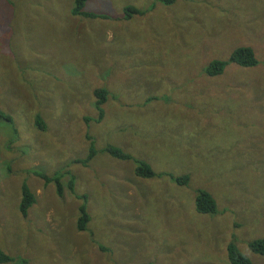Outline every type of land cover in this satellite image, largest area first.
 Listing matches in <instances>:
<instances>
[{
  "label": "rangeland",
  "instance_id": "374dc122",
  "mask_svg": "<svg viewBox=\"0 0 264 264\" xmlns=\"http://www.w3.org/2000/svg\"><path fill=\"white\" fill-rule=\"evenodd\" d=\"M73 6L0 0V264H229V242L264 264V0ZM239 46L256 65L206 74Z\"/></svg>",
  "mask_w": 264,
  "mask_h": 264
},
{
  "label": "trees",
  "instance_id": "16d2710c",
  "mask_svg": "<svg viewBox=\"0 0 264 264\" xmlns=\"http://www.w3.org/2000/svg\"><path fill=\"white\" fill-rule=\"evenodd\" d=\"M87 0H74V6L72 8V14L73 15H90L89 12H86L84 10V6ZM124 14L126 18L131 16L133 13H139L134 6L129 5L123 8ZM233 62L240 66L244 67H252L256 65L257 58L255 54L253 53L252 48L249 46H239L232 50V52L229 55V58L226 60H214L212 62H209L206 65V74L209 76L217 75L223 71V69L227 66L228 63ZM105 91L101 89H96L94 91V95L96 96V104L99 107L104 100H105ZM0 119L10 120V116L3 114L0 111ZM36 122L41 126L39 119L36 118ZM105 150L112 155L113 157L119 158V159H129L130 156L128 153L121 151L119 148L114 146H107ZM94 154V151L90 149V153L88 155V159H90ZM135 174L142 177H151L154 176V172L152 169L145 163L140 162L135 165L134 169ZM174 178V177H173ZM47 180H53L57 187V193H61L62 188L59 182L58 177H55L53 179H47ZM174 180H176L179 183H186L188 180V176L184 174L182 177H175ZM34 201V197H32L31 193L28 191V189L23 186L22 188V199L20 202V209L22 214H26L28 207L32 204ZM195 208L197 212L200 213H215L216 212V202L212 194L204 189H199L198 193L195 195ZM80 216L77 222V226L79 229H83L85 227V223L88 220V217L85 213V208L83 205L79 208ZM248 247L259 254H264V238L253 240L248 242ZM227 258L229 264H250V260L245 257L243 254H241L237 248L234 246L233 242H229L227 244ZM0 259H7L6 256H3L0 254Z\"/></svg>",
  "mask_w": 264,
  "mask_h": 264
},
{
  "label": "crops",
  "instance_id": "0c3cea01",
  "mask_svg": "<svg viewBox=\"0 0 264 264\" xmlns=\"http://www.w3.org/2000/svg\"><path fill=\"white\" fill-rule=\"evenodd\" d=\"M187 175V174H186ZM188 176V175H187ZM208 191V190H207ZM208 192H210V191H208ZM211 193V192H210ZM212 194V193H211ZM213 196V195H212ZM214 197V196H213Z\"/></svg>",
  "mask_w": 264,
  "mask_h": 264
}]
</instances>
